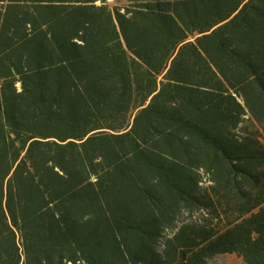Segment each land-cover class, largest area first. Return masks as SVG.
I'll return each instance as SVG.
<instances>
[{"label": "trees", "instance_id": "trees-1", "mask_svg": "<svg viewBox=\"0 0 264 264\" xmlns=\"http://www.w3.org/2000/svg\"><path fill=\"white\" fill-rule=\"evenodd\" d=\"M264 264V0H0V264Z\"/></svg>", "mask_w": 264, "mask_h": 264}, {"label": "rangeland", "instance_id": "rangeland-1", "mask_svg": "<svg viewBox=\"0 0 264 264\" xmlns=\"http://www.w3.org/2000/svg\"><path fill=\"white\" fill-rule=\"evenodd\" d=\"M114 2V0H110ZM211 264H246L242 258L236 254H226L214 258Z\"/></svg>", "mask_w": 264, "mask_h": 264}]
</instances>
